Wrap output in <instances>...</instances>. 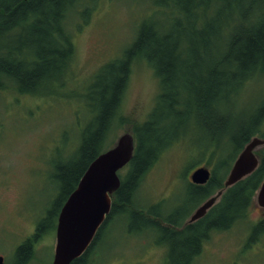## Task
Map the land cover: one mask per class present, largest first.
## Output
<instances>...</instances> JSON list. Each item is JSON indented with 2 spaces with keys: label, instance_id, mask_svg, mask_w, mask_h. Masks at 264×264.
Segmentation results:
<instances>
[{
  "label": "trees",
  "instance_id": "16d2710c",
  "mask_svg": "<svg viewBox=\"0 0 264 264\" xmlns=\"http://www.w3.org/2000/svg\"><path fill=\"white\" fill-rule=\"evenodd\" d=\"M97 1L0 0V90L44 94L55 89V81L63 82L74 52L66 21L72 15H89ZM151 4L162 10L163 18L150 15L140 20L123 57L97 86L94 95L100 107L96 116L91 112L93 124L83 130L75 148L76 162L56 174L63 183L56 199L62 196L57 217L87 165L100 153L107 132L126 120L120 106L130 65L137 56L145 59L159 80L155 104L147 118L131 123L134 152L124 166L126 173L119 176L110 211L85 252L70 264H85L108 222L124 221L128 214L150 220L166 233L170 244L166 264H192L212 231L228 229L246 217L264 177L263 145L257 149L256 168L226 187L208 212L193 222H181L188 213L172 219L152 212L136 197L144 173L191 116L209 133L208 145L216 153L209 179L204 184L189 182L194 203L223 187L236 155L264 122V93L237 122L229 110L248 79L264 75V0H151ZM263 225L264 218L253 230L261 231ZM39 229L36 226L34 235L16 247L17 264L32 254L30 241Z\"/></svg>",
  "mask_w": 264,
  "mask_h": 264
},
{
  "label": "rangeland",
  "instance_id": "374dc122",
  "mask_svg": "<svg viewBox=\"0 0 264 264\" xmlns=\"http://www.w3.org/2000/svg\"><path fill=\"white\" fill-rule=\"evenodd\" d=\"M161 11L151 0H98L89 15H72L66 21L74 52L63 82L55 81V89L44 94L0 90V255L5 264H17L16 247L34 235L36 226L40 229L30 241L33 252L24 264H51L55 213L62 196L56 199L63 186L56 174L77 160L75 148L94 120L91 112L96 116L100 107L94 94L102 76L123 57L140 20L150 15L160 20ZM158 91L153 69L135 57L121 99L120 115L126 120L107 132L101 151L131 131V123L148 117ZM263 93L264 75L248 79L229 107L236 122ZM259 129L255 135L264 137V122ZM209 137L191 116L139 182L136 197L145 208L172 219L188 213L181 222L189 217L203 201L194 203L189 175L198 166L212 170L214 164ZM126 170L121 168L118 175ZM262 218L264 209L254 195L246 217L228 229L212 231L192 264H264V225L261 231L253 230ZM109 222L85 264H166L170 244L152 221L128 214L124 221Z\"/></svg>",
  "mask_w": 264,
  "mask_h": 264
},
{
  "label": "water",
  "instance_id": "95a60500",
  "mask_svg": "<svg viewBox=\"0 0 264 264\" xmlns=\"http://www.w3.org/2000/svg\"><path fill=\"white\" fill-rule=\"evenodd\" d=\"M264 145V138L252 136L234 159L223 187L201 202L190 214L187 222L203 216L220 197L224 189L250 174L257 166L254 151ZM134 152V139L130 132L120 134L115 143L100 152L87 165L75 187L63 202L57 215L55 246L51 264H70L81 256L92 242L98 228L111 208V195L120 184L118 170L127 164ZM210 176L206 166L192 170V183L203 184ZM256 203L264 208V179L256 192ZM0 264H5L0 255Z\"/></svg>",
  "mask_w": 264,
  "mask_h": 264
},
{
  "label": "flooded vegetation",
  "instance_id": "af4514ba",
  "mask_svg": "<svg viewBox=\"0 0 264 264\" xmlns=\"http://www.w3.org/2000/svg\"><path fill=\"white\" fill-rule=\"evenodd\" d=\"M101 226V225H100ZM99 229V228H98Z\"/></svg>",
  "mask_w": 264,
  "mask_h": 264
}]
</instances>
